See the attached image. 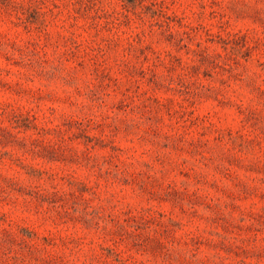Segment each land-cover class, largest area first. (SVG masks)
<instances>
[{
  "label": "rangeland",
  "instance_id": "rangeland-1",
  "mask_svg": "<svg viewBox=\"0 0 264 264\" xmlns=\"http://www.w3.org/2000/svg\"><path fill=\"white\" fill-rule=\"evenodd\" d=\"M0 264H264V0H0Z\"/></svg>",
  "mask_w": 264,
  "mask_h": 264
}]
</instances>
